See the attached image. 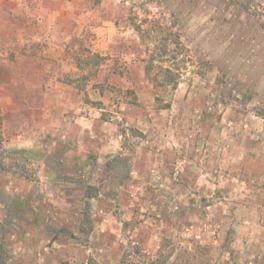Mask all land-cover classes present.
<instances>
[{
    "label": "rangeland",
    "instance_id": "1",
    "mask_svg": "<svg viewBox=\"0 0 264 264\" xmlns=\"http://www.w3.org/2000/svg\"><path fill=\"white\" fill-rule=\"evenodd\" d=\"M0 264H264V0H0Z\"/></svg>",
    "mask_w": 264,
    "mask_h": 264
}]
</instances>
